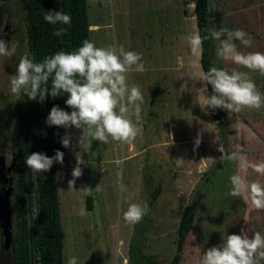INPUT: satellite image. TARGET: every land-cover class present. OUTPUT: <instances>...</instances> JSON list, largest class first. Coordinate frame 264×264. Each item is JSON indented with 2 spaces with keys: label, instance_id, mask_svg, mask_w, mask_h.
<instances>
[{
  "label": "rangeland",
  "instance_id": "obj_1",
  "mask_svg": "<svg viewBox=\"0 0 264 264\" xmlns=\"http://www.w3.org/2000/svg\"><path fill=\"white\" fill-rule=\"evenodd\" d=\"M193 3L86 0L90 42L97 47L122 46L142 56L145 71L138 73L133 68L127 73L129 86L139 85L144 97L140 120L131 114L132 106L129 113L142 132L132 144L93 141L84 151L75 146L79 130H70L72 146L66 148L63 164L55 163L62 264L70 257L77 264H127L134 224L123 220V212L130 203H147L148 211L151 206L142 248L161 264H168L174 253L177 223L187 203L193 204L194 211L189 216L191 228L184 238L180 264H197L204 251L221 244L227 234L243 231L251 237L258 231L264 235V209L229 195L230 177L238 171V163L224 160L221 168L207 171L213 168L220 145L227 153L240 146L249 161H264V107L231 114L224 110L226 137L224 141L218 138L208 108L203 107L206 88L201 81L199 51L193 52L189 44L197 30L191 17ZM262 4L264 0H208L209 28L243 29L253 43L245 48L236 41L238 50L264 53ZM0 8L6 9H1L0 27L7 24L8 42L19 44L13 56L0 57V86L10 97H18L10 93V78L26 49L24 0H0ZM181 11H186L185 22ZM211 41L215 44L214 67L248 73L264 94V75L218 58L216 42ZM181 88L186 97L179 100ZM12 118L10 115L11 127L3 129V137L10 141L15 135ZM198 134L201 143L197 147ZM2 150L8 164L12 146L2 144ZM77 160L82 175L69 187ZM244 175L248 181L264 184V176L251 170ZM87 197L91 199L89 210ZM0 257V261L6 260Z\"/></svg>",
  "mask_w": 264,
  "mask_h": 264
},
{
  "label": "clouds",
  "instance_id": "obj_2",
  "mask_svg": "<svg viewBox=\"0 0 264 264\" xmlns=\"http://www.w3.org/2000/svg\"><path fill=\"white\" fill-rule=\"evenodd\" d=\"M43 19L50 25H69L71 16L62 11H46ZM207 35H195L189 38L193 50L202 51L204 40L216 42V56L223 61L243 67L252 72L264 75V53L238 50L236 41L249 48L253 38L243 29L230 30L215 26L205 29ZM67 29L56 28L53 35L61 37ZM19 47L18 42H6L0 38V57L13 56ZM141 73L145 71L142 56L134 51H126L122 46L97 47L93 42L84 40L82 46L72 52L63 50L46 56L41 62H34L28 53H24L10 78V93L14 96L27 97L40 103L51 96L57 98L67 95L65 105L71 112L59 106H53L46 117L48 127L65 129L60 137L62 147L72 146V128L79 130L80 135L76 147L87 151L93 141L107 144L109 139L128 143L142 132V128L130 118L131 114L139 121L141 118L144 97L140 86H129L127 73L130 69ZM49 81L51 83L49 84ZM201 81L211 86V95L205 97L203 107L211 110L223 109L229 114L240 113L243 109L259 110L264 107V94L256 87L248 73L235 68L230 72L221 68L211 67L201 77ZM50 85V88H49ZM198 147L200 135L195 139ZM218 151L221 158L238 163V171L230 177L231 190L229 195L240 197L247 205L257 210L264 209V184L248 181L244 173L251 170L264 176V161L251 162L244 155V149L237 146L231 152H225L223 146ZM64 153L57 150L55 155L48 157L43 153H32L25 158V164L35 175L51 170L54 163L63 164ZM81 161L73 169L72 180L81 177ZM121 190H125L121 185ZM148 212L147 203H130L123 212L126 223H139ZM222 243L212 246L199 257L197 264H264V235L254 232L249 237L241 234L222 236ZM67 264H77L75 257H70Z\"/></svg>",
  "mask_w": 264,
  "mask_h": 264
},
{
  "label": "trees",
  "instance_id": "obj_3",
  "mask_svg": "<svg viewBox=\"0 0 264 264\" xmlns=\"http://www.w3.org/2000/svg\"><path fill=\"white\" fill-rule=\"evenodd\" d=\"M193 7L197 35L204 37L207 35L205 29L209 28L208 0H194ZM24 9L25 53H28L34 62H41L46 56H51L61 50L72 52L82 46L84 40L90 41L86 0H24ZM2 10L6 11L4 8ZM49 10L69 14L71 23L56 26L48 24L44 21L43 15ZM3 12L0 11V15ZM60 27L66 28L67 33L61 37L54 36L53 32ZM214 50L215 44L211 39L204 40L202 51H199L202 74L214 67L212 62ZM50 83L51 81H49ZM204 84L207 97L211 95V86L207 83ZM21 95L22 99H15L14 140H6V143L12 146L11 151L13 152L10 206L14 223L12 238L14 242L8 264H32L34 262L62 264V233L56 191L55 163L50 171L33 175L24 161L26 156L32 153H43L52 157L57 150L65 152L66 148L62 147L60 143V137L65 134V129L48 127L45 120L53 106H59L68 112H71V109L65 105L66 94L57 98L49 96L43 103L31 101L23 94ZM208 111L218 138L224 141L227 128L224 110L208 109ZM223 161L224 159L221 158V153L218 151L212 164L213 168L207 171L213 172V170L221 168ZM205 173L207 174V172ZM32 189L34 193H32ZM90 201V197H87V210L91 207ZM150 208L151 206H149V211ZM193 211L194 206L191 203L185 204L181 211L176 227L175 249L168 264H180L181 262L182 245L186 233L191 228L189 216ZM148 212L141 222L134 223V233L131 235L127 247V264H161L153 253L144 252L142 248L146 238L144 233L146 224L151 221ZM4 254L7 255L6 252ZM4 260H1L0 264L7 262V259Z\"/></svg>",
  "mask_w": 264,
  "mask_h": 264
},
{
  "label": "flooded vegetation",
  "instance_id": "obj_4",
  "mask_svg": "<svg viewBox=\"0 0 264 264\" xmlns=\"http://www.w3.org/2000/svg\"><path fill=\"white\" fill-rule=\"evenodd\" d=\"M2 8H0L1 11ZM0 38H3L6 42L9 41V30L7 28V24H5V26H1L0 27ZM9 92H4L3 87L0 86V101L2 100V102L0 103V155H2L3 157H5L4 152L2 150V144L6 143V140L9 141L8 138H4V132L3 129H9L11 126V122H9V118L10 115L13 116L14 118V111L16 109V100L17 98H21V95L18 97H10ZM22 99V98H21ZM11 101V102H10ZM20 103V102H19ZM12 104V105H11ZM12 118V119H13ZM13 124H15V121L13 119ZM3 129H2V128ZM6 130V131H7ZM4 139V141H3ZM5 142V143H4ZM4 170L7 172L6 173V177L8 178L7 183H0V255L6 257L7 262L5 264H7L10 261L11 258V249H12V243L13 241V234H14V223H13V219H12V210H11V206H10V198L12 195V183H13V175H12V166H13V152H11V160L8 162V164H6V162L4 161ZM7 168H9V170H7ZM1 180V178H0ZM9 187V192L8 195L5 196V189ZM4 202H6V207L9 210V225L7 227L9 233H8V237L7 240L5 239V234L4 231L6 230V227H4L5 224V220H4V209L2 208L4 205H2ZM3 251V252H2ZM6 252L7 255H5L4 253ZM1 259V257H0Z\"/></svg>",
  "mask_w": 264,
  "mask_h": 264
},
{
  "label": "water",
  "instance_id": "obj_5",
  "mask_svg": "<svg viewBox=\"0 0 264 264\" xmlns=\"http://www.w3.org/2000/svg\"><path fill=\"white\" fill-rule=\"evenodd\" d=\"M5 166H4V157L2 155H0V183H7L8 181V178L6 177V169L4 170ZM7 170H9V168H7ZM8 192H9V187L5 189L4 193H5V196L8 195ZM5 204V205H4ZM2 205H4L2 208L5 210L4 211V220H5V224H4V227H6V230L4 231V234H5V239L7 240V235L9 233L7 227L9 225V210L7 209L6 207V202H4Z\"/></svg>",
  "mask_w": 264,
  "mask_h": 264
},
{
  "label": "crops",
  "instance_id": "obj_6",
  "mask_svg": "<svg viewBox=\"0 0 264 264\" xmlns=\"http://www.w3.org/2000/svg\"><path fill=\"white\" fill-rule=\"evenodd\" d=\"M262 5H264V4H262ZM182 12V18H181V21L182 22H185V20H186V16H185V13H186V11L184 12V11H181ZM192 18H194V16H193V11H192V16H191ZM195 28H196V26H195ZM195 35H197V30L195 31V33H194V36ZM185 42H186V40H185ZM187 83V82H186ZM184 86H186V85H184ZM178 97H179V100H180V97H182L183 99L186 97V91H185V89L184 88H181V92L179 93V95H178ZM130 142H132V141H130ZM130 142H128V144H132V143H130ZM134 142V141H133ZM128 148V147H127Z\"/></svg>",
  "mask_w": 264,
  "mask_h": 264
}]
</instances>
